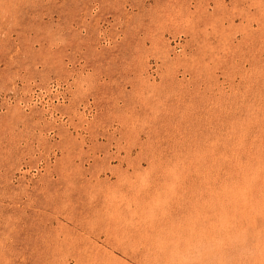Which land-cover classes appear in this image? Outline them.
<instances>
[{
  "label": "rangeland",
  "instance_id": "374dc122",
  "mask_svg": "<svg viewBox=\"0 0 264 264\" xmlns=\"http://www.w3.org/2000/svg\"><path fill=\"white\" fill-rule=\"evenodd\" d=\"M0 264H264V0H0Z\"/></svg>",
  "mask_w": 264,
  "mask_h": 264
},
{
  "label": "bare ground",
  "instance_id": "6f19581e",
  "mask_svg": "<svg viewBox=\"0 0 264 264\" xmlns=\"http://www.w3.org/2000/svg\"><path fill=\"white\" fill-rule=\"evenodd\" d=\"M1 1H2V0H1ZM6 1H7V0H6ZM1 3L3 4V3H5V2H1ZM4 6H5V5H4ZM2 7H3V6H2ZM5 7H6V6H5ZM8 7H10V6H8ZM8 7H7V8H8ZM1 9H2V8H1ZM5 9H6V8H5ZM9 9H10V8H9ZM6 10H7V9H6ZM3 11H5V10H3ZM6 12H7V11H6ZM8 17H9V16H8ZM8 17H7V18H8Z\"/></svg>",
  "mask_w": 264,
  "mask_h": 264
}]
</instances>
